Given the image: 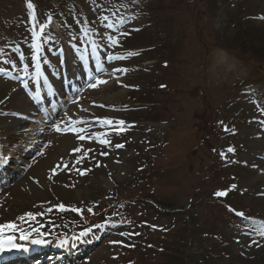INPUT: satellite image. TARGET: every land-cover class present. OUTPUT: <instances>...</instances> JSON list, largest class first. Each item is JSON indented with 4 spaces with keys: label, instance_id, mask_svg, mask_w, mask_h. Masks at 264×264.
I'll list each match as a JSON object with an SVG mask.
<instances>
[{
    "label": "rangeland",
    "instance_id": "obj_1",
    "mask_svg": "<svg viewBox=\"0 0 264 264\" xmlns=\"http://www.w3.org/2000/svg\"><path fill=\"white\" fill-rule=\"evenodd\" d=\"M183 1L188 3L187 0ZM240 1L227 0V4L219 8L220 18L216 20V26H223L220 35L226 32L225 39L228 42H233L232 45H236L237 42H234L236 38L238 40L241 37L245 38L247 41L241 39L245 47L248 45L251 48L253 45L255 47L252 49H256L257 54L264 52V0H246V13L248 16L243 21L245 23L236 25L235 22L228 32L226 20L233 12L231 11L233 6ZM87 2V13L82 14V16L79 15L74 5L66 7L65 21L73 25V28L61 32L55 23L54 28L59 37L64 38L62 42L68 50L66 56L72 54L74 49H78L82 53V46L85 43L83 29L86 28V24H89L88 28L92 29L89 34L94 35V29H96L95 38L101 46H103L100 39L101 33L105 36L116 33L107 28L110 20L116 15L115 11L112 8L108 10L99 8V1L87 0ZM132 4V7L136 8L135 12H139V14L123 16L134 17L129 20L131 23L129 27L138 26L140 31L141 29H147L149 25L145 26V24L148 19L142 11L148 7V1L136 0ZM226 7H228V11H226ZM238 10H240V7ZM105 15L109 19L102 23L101 18ZM37 21L39 23L38 18ZM52 21L54 20L52 19ZM77 21H80L84 26L76 29L75 27L78 26ZM156 22L159 25L157 19ZM46 23H48L47 19ZM93 24L95 26H92ZM179 24H174V33L180 31L181 26ZM15 26L21 35L28 32L26 21L23 19H18ZM123 29L124 27L121 28V30ZM252 31L253 33L255 31L259 32L258 40L247 39L244 36ZM70 37H73V39H70ZM74 37H79V39H74ZM120 38H124V36ZM161 38L163 39L164 36ZM225 39H219L220 43L224 45H219V47L228 46ZM194 43L195 41H189L185 52L191 66L185 69L179 66L171 70L174 71L171 76L177 86L183 84L185 79H191L194 85L191 93L194 99L188 105V109L181 112L185 118L176 122L181 126L177 127L169 123L162 124L159 121L152 125V129L146 128L154 122V119L159 120L160 117L166 118V116L146 104L136 107L130 106L128 103L133 95L139 101H143L147 97V89L137 87V84L143 83L144 79L147 80V83H151L153 81L150 79L161 78L162 76L161 72L154 68L137 69L140 71L134 72L129 67L131 62L141 63L145 61V55L137 54L128 57L126 60L111 64L106 63L105 65L109 64L107 67L112 66V69L127 68L128 71L127 73H116L112 70L109 78L103 79L107 81L106 83L95 89H86L75 98L76 103H72L71 107L74 109L78 104L81 107L84 106L79 111L84 119L83 121H85V124H83L86 129L85 135L89 134L88 129L101 135L110 132L111 135L108 138L111 139L112 144L122 143L125 147L116 149L113 146H102L95 138L92 141L85 140L81 142L73 133L55 131L54 124H52L43 137L46 145L45 149L37 156L39 158L33 161L32 164L30 163L31 165H27L14 180L2 188L0 187V209L4 208L8 214L5 218L6 221H10L11 218L15 217L21 209L23 211L38 210L41 213L43 212L44 218L39 221V225L27 224L23 225L22 228L24 231L31 233V229L37 227L40 232L46 235L42 239L48 241L49 238H54V231L58 230L59 225L63 223L59 219L58 213L56 214L59 199L78 203L89 201V204L92 205L89 208L91 209L94 206L98 207L106 204L100 201V194L103 191L108 195V198H111L113 206L102 207L101 211L98 212L100 218L96 219L104 228L108 229L110 235L100 239L92 250L79 258L74 257L67 264H161L164 253L151 251L150 244L155 242L157 246L158 243H164L165 245L167 241L161 239L149 242L145 230L149 228H156V231L165 230L171 225L173 232H175L171 215L183 219L187 217V209L180 210L177 207L181 204L183 206L188 205L189 191L195 189L193 192L196 197H209L212 188L205 186L215 181L217 175L224 172L227 178L234 176L241 178V183L235 191L242 192V196H233L231 202L241 203L236 206L237 209L244 205V209L240 210L244 213V217L232 215L229 218L225 216L229 210L219 203H214L215 201L204 202V204H208L203 206L201 205L202 201H199L200 207L190 206L191 214L195 217L190 222L201 227L196 231L198 234L203 232L205 236L211 235V238L221 237V243L209 239L212 243L208 249L204 250L200 249L199 244L196 243L189 247L182 234L179 233L178 237L180 240L185 241L184 246H187L190 256H195L200 251H206L210 256H214L215 264H241V259H245L246 264H264V238L256 233L250 235L247 231L251 221H264V125L260 123L264 121V83L256 84L257 79L252 72L259 74V70L264 68V64L263 66L259 63L253 64L248 62L250 58L248 60L244 59L245 55L238 53V50L245 51V49L231 52L225 48L212 49L196 60L194 58L196 50L193 47L197 48V44L194 45ZM49 46V50H53V42H50ZM111 51L113 54L125 56L129 53L122 42L120 46L111 49ZM24 53L26 62L31 60L34 55L28 45L24 46ZM170 54L165 53V57ZM49 59L51 60V66L57 67V59L53 57H49ZM12 63L18 66L16 60H13ZM19 64L23 66L22 61H19ZM0 65H3V63H0ZM147 65L149 63L143 66ZM69 66L71 70L78 73L80 66L78 68L77 63L70 60ZM20 69L12 72L23 75L22 68ZM172 78L170 79L172 80ZM52 82L60 84L57 78H51L50 84ZM232 85L239 88V91L232 96H227L225 90H228ZM196 88L199 89L198 92ZM0 89L3 90V86H0ZM4 89L6 97L0 102V145L3 144L8 153H12V147L20 152V150L27 149V147H32L28 139H33L34 135L29 136L30 131H21L25 122L22 117L26 116L32 108V99L20 90L19 85L6 86ZM172 94L167 96L170 97L168 98V104L171 98L172 103L179 102L178 98H174L175 96L171 97ZM187 94L184 96H187ZM226 97L231 99H225ZM148 99H150V96H148ZM150 101L152 100L150 99ZM192 106L194 110L191 109ZM81 109H87V111ZM167 117L170 116L167 115ZM97 118L124 119L132 127H129L123 133L117 134L112 132L110 128L102 127L97 123ZM223 118H227L225 121L229 122L224 125V130L227 129L228 132L223 138H218L216 142V146L218 144V149L223 154H221L222 159L220 165L207 167L211 154L204 150L207 144H205L204 149H201L198 144L206 142L207 139L210 145L214 143L210 135L214 133L213 128H215L218 121ZM136 121L139 122V127L135 128L136 125L133 123L136 124ZM28 123L29 126H27L32 130L33 126H30L32 123ZM160 127H165L166 133L159 130ZM173 129L178 130L180 133L178 140L173 139L171 142L176 145L177 149V153L173 156V164L164 162L163 165H159L156 162L152 164L150 162V167L144 168L145 171L143 163L151 161L149 151L159 148L168 139L169 132ZM195 129H197V133L196 131L193 132ZM181 134H184V137H181ZM201 138H205V141L201 142ZM16 143H18L17 147L13 146ZM77 146L81 147L83 151L92 149L80 164H76V160L82 153L74 154L72 152V149ZM192 148H195L193 154L189 150ZM228 148H233L235 151L229 153ZM105 151L109 155L102 156L101 153ZM225 156L227 159H225ZM97 163H99V167L96 166ZM58 164L61 165V168L53 174L52 169ZM63 164H67L68 168L63 169ZM48 165L49 167H47ZM156 168H168V171L157 173ZM77 169L80 171L91 169V171L80 175ZM200 169L203 170L202 173L199 171ZM203 173L207 176H204ZM154 181L160 184L169 183L179 189L180 201L174 199L175 206H177L176 211H163L159 207L155 210L157 214H146L149 209L157 207L152 201H125V199L120 201V198H124V196L133 197L130 194L129 186L126 191L117 188L121 184H134L131 185V188L135 189L134 187L139 182L148 185ZM201 186L202 188L199 189L198 187ZM116 189L122 194L121 196L117 194ZM157 192H159V188ZM159 195L161 198L163 197L160 192ZM11 196L13 197L12 200L9 199ZM165 202L171 203L169 199H166ZM248 204L251 205L247 206ZM170 205L168 204L166 207ZM48 208H52V211L47 212ZM102 212L105 213L102 214ZM89 213H92V211ZM94 215H96V212ZM196 225H190L191 232L193 227L197 228ZM121 233H127L128 235H121ZM198 234L195 236L198 237ZM93 235L88 238H80L79 242L86 243L87 240L93 242L96 238V235ZM223 241L226 243H223ZM229 242L230 245L227 246ZM228 255L231 257L229 258ZM252 257H255V259L250 261Z\"/></svg>",
    "mask_w": 264,
    "mask_h": 264
},
{
    "label": "snow or ice",
    "instance_id": "obj_2",
    "mask_svg": "<svg viewBox=\"0 0 264 264\" xmlns=\"http://www.w3.org/2000/svg\"><path fill=\"white\" fill-rule=\"evenodd\" d=\"M26 7L29 10V15L31 18V40L29 41L30 44V51L34 53L33 57L31 60L23 64L22 71L23 75L25 77L31 76L33 81L39 82L41 79H43L44 84H48V77L44 75V72L42 70V60H43V52H44V47H45V42H49L50 40L54 39L53 37L45 35V30L46 28L49 27L50 24H52V17L48 16L47 21L48 23H38L37 21V15H36V6L32 2V0H26ZM134 17H123V16H118V19L114 21L112 24H108L107 28L108 29H116V33H110L108 35L100 34V39L102 41L103 47L105 51L101 53L99 51L100 45L97 44L96 39H91V51L90 55L92 57H95L96 59V67L93 70V75L91 77V82L89 83L88 87L95 89L99 85L106 83L107 81L101 79L98 75L95 73H103L104 72V63L101 60V57H104V62H107L109 64L116 62V61H122L126 60L130 56L137 55V53L134 52H129L126 56L125 55H119V54H113L111 49L118 47L121 45V36H127V32H121L120 26L124 25L127 21L133 19ZM109 17L107 15L103 16L101 18V22H106L108 21ZM92 31L90 28H84L83 29V36L88 37L89 32ZM70 39H73V37H70ZM74 39H79V37H74ZM78 50V49H77ZM15 51L18 53H21V59L24 58V54L21 52L20 46H17L15 48ZM81 60H84L85 63H87V58L83 55L80 57ZM34 61V73L29 71V68L31 64ZM62 62V61H61ZM114 72L116 73H127L128 69L127 68H115L113 69ZM0 72H4V69H0ZM28 86L27 81H25V87ZM49 92L52 91V87H49ZM40 98V94L37 93V95L34 97V99L38 100ZM73 103H76L74 100ZM82 111H87V109H81ZM85 122L83 120H76L73 119L71 116L68 115L67 112L64 113V116L61 117V120L59 123H55V131L57 132H65V133H73L75 134L76 138L83 142L85 140L92 141L93 138H95L100 145L102 146H113L116 149H123L125 147L124 144L122 143H117V144H112L111 139L108 137L111 135V133H104L101 135L100 133H94L90 129H88V135H85L86 129L83 127V124ZM97 123H99L102 127H107L110 128L112 132H116L117 134L125 132L129 127H132V125H128L124 119H112V118H97ZM262 125H264V121L260 122ZM227 130V129H226ZM92 149H88L87 151H83L81 147L77 146L72 149V152L75 153H82V155L79 156V158L76 160V164H80L87 156L88 153L91 152ZM235 150L233 148H228V152L232 153ZM102 156H107L109 155L108 152H102ZM223 155V154H222ZM3 156L0 155V159H2ZM225 159L227 157L225 156ZM99 167V163L96 165ZM61 165H56L55 168L52 169L53 174L56 173L57 169H60ZM68 168L67 164H63V169ZM79 171L80 175L86 174L87 171H91V169H87L84 171ZM51 178V177H49ZM233 189L236 188L235 185L232 186ZM229 195L228 191H217L215 193L216 197L223 198L227 197ZM58 210L63 212L67 211L65 205L62 203L57 206ZM47 212H51L52 208H48L46 210ZM73 212H79L81 211L80 209H71ZM89 212L92 211V209H88ZM234 211V210H233ZM36 215L43 216L44 213L40 214H33L31 212L25 214L26 217L31 218L33 221L36 219ZM236 215L240 217H244L243 212H237ZM25 216L20 217L19 219L21 221L25 220ZM103 225H100L102 227ZM88 231H91L89 229ZM248 234L256 233L260 237L264 238V221H251L249 224V227L247 229ZM19 232V239L24 240V239H29L31 233H38L39 235H44V233L40 232L39 228H32L31 233L26 235L25 231L22 230L15 222H8L5 224L0 225V254L4 253L5 251H11L12 249H17L19 250L22 246L15 243L16 237L10 233H16ZM86 235V233L81 234ZM121 235H128L127 233H121ZM46 240L43 239H32V243L35 244H43L46 243ZM61 243H65L64 241H61ZM26 250V249H25Z\"/></svg>",
    "mask_w": 264,
    "mask_h": 264
},
{
    "label": "trees",
    "instance_id": "obj_3",
    "mask_svg": "<svg viewBox=\"0 0 264 264\" xmlns=\"http://www.w3.org/2000/svg\"><path fill=\"white\" fill-rule=\"evenodd\" d=\"M63 0H32V2L34 3V5L39 9L40 12L42 13H46L47 11H50L51 13H54L55 10L53 9V7L59 3H61ZM64 1H72V0H64ZM153 1V7L154 5V1ZM7 0H0V52H4L6 51L10 44L14 41L13 40V35L12 34H6L4 32V26L5 23H7L8 19L13 16L14 14H16V11L14 9V6L12 7V5L10 3H7ZM208 4L211 5V0L208 1ZM217 9V8H216ZM178 12V10H175ZM246 15V10L245 8H240L238 14L235 15V17H237L240 23L243 22V18ZM160 19L163 22V25L165 28L167 29H172L174 30L176 22L174 14L172 12H167V13H163L160 14ZM234 16L232 17L233 19H236ZM242 21V22H241ZM238 23V22H236ZM215 33V34H214ZM212 34H210V36H205L204 34L202 35L201 39L203 42V45L205 46L206 50H208L211 47H215L216 44L211 40L212 37L214 35H217V37H219V32H214ZM259 32L255 31L253 33V31L251 33H248V35H244L247 39H255L258 40L259 39ZM241 39H245V38H240V40H238L237 38L235 39L234 42H237V48L238 49H245V51H240L242 54H244L245 59L248 60L250 63H259V64H263L264 63V52H261L259 54H257V50L256 49H252L255 46H251V48L245 47V44H243ZM246 40V39H245ZM247 41V40H246ZM0 57H1V53H0ZM263 77V70H259V74L257 73V76H255V78H262ZM197 207H200L199 205H196ZM197 229H201L200 226H198L197 228H195L193 230V233H196ZM176 241H179V239L176 237L175 238ZM200 245L201 247H207L206 249H208L211 245V241H206L204 238H200ZM206 244V246H205ZM203 259H199L197 258L193 263L194 264H211V258L210 256L207 254V252L205 251V253H203ZM192 263V264H193Z\"/></svg>",
    "mask_w": 264,
    "mask_h": 264
},
{
    "label": "bare ground",
    "instance_id": "obj_4",
    "mask_svg": "<svg viewBox=\"0 0 264 264\" xmlns=\"http://www.w3.org/2000/svg\"><path fill=\"white\" fill-rule=\"evenodd\" d=\"M79 108H81V107H80V106H76L74 109L68 111V112H67L68 115L71 116L73 119L78 120L79 117H80V114H79ZM39 128H44V125L42 124L41 127H39ZM40 130H41V129H38V134H39L40 132H42V131H40ZM16 158H17V157H16ZM47 167H49V165H48ZM2 175H3V174H2ZM21 183H23V182H21Z\"/></svg>",
    "mask_w": 264,
    "mask_h": 264
}]
</instances>
